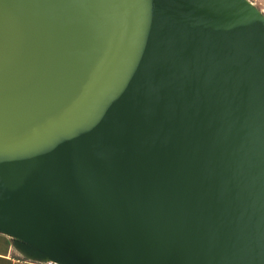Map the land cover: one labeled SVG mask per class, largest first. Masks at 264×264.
Returning a JSON list of instances; mask_svg holds the SVG:
<instances>
[{
  "label": "water",
  "instance_id": "95a60500",
  "mask_svg": "<svg viewBox=\"0 0 264 264\" xmlns=\"http://www.w3.org/2000/svg\"><path fill=\"white\" fill-rule=\"evenodd\" d=\"M0 231L57 264H264L261 13L0 0Z\"/></svg>",
  "mask_w": 264,
  "mask_h": 264
},
{
  "label": "crops",
  "instance_id": "0c3cea01",
  "mask_svg": "<svg viewBox=\"0 0 264 264\" xmlns=\"http://www.w3.org/2000/svg\"><path fill=\"white\" fill-rule=\"evenodd\" d=\"M10 236L0 231V264H33L24 258L28 255L29 248L25 245H19V249H13ZM29 252H32L29 250Z\"/></svg>",
  "mask_w": 264,
  "mask_h": 264
},
{
  "label": "built area",
  "instance_id": "2783aa9c",
  "mask_svg": "<svg viewBox=\"0 0 264 264\" xmlns=\"http://www.w3.org/2000/svg\"><path fill=\"white\" fill-rule=\"evenodd\" d=\"M10 238L13 240L11 242V246L13 247V249L18 250V246H19L20 241H18L17 239H15V238H13L11 236H10ZM24 258L27 259V260H29L33 264H51V262H52V260H49V259H47L45 257L36 258V257H33V256L30 257V256H27V255H24Z\"/></svg>",
  "mask_w": 264,
  "mask_h": 264
},
{
  "label": "rangeland",
  "instance_id": "374dc122",
  "mask_svg": "<svg viewBox=\"0 0 264 264\" xmlns=\"http://www.w3.org/2000/svg\"><path fill=\"white\" fill-rule=\"evenodd\" d=\"M264 17V0H248ZM51 264H55V262H51ZM57 264V263H56Z\"/></svg>",
  "mask_w": 264,
  "mask_h": 264
},
{
  "label": "bare ground",
  "instance_id": "6f19581e",
  "mask_svg": "<svg viewBox=\"0 0 264 264\" xmlns=\"http://www.w3.org/2000/svg\"><path fill=\"white\" fill-rule=\"evenodd\" d=\"M18 247H19V246H18ZM18 249H19V248H18ZM27 256H30V257H32V256H31V255H29V254H28Z\"/></svg>",
  "mask_w": 264,
  "mask_h": 264
}]
</instances>
